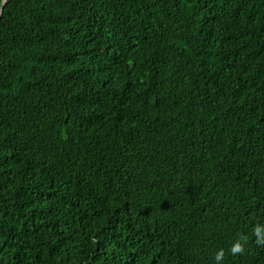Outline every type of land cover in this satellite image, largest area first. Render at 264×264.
<instances>
[{
  "label": "trees",
  "instance_id": "1",
  "mask_svg": "<svg viewBox=\"0 0 264 264\" xmlns=\"http://www.w3.org/2000/svg\"><path fill=\"white\" fill-rule=\"evenodd\" d=\"M257 223L264 0H0V264H264Z\"/></svg>",
  "mask_w": 264,
  "mask_h": 264
},
{
  "label": "clouds",
  "instance_id": "2",
  "mask_svg": "<svg viewBox=\"0 0 264 264\" xmlns=\"http://www.w3.org/2000/svg\"><path fill=\"white\" fill-rule=\"evenodd\" d=\"M252 231L256 237V244L258 246L264 247V224L257 223ZM247 242H248V237L245 235H240V237L232 243L227 254H231L232 256L243 254ZM225 257H226L225 250L223 248L219 249L215 253L214 264H225Z\"/></svg>",
  "mask_w": 264,
  "mask_h": 264
}]
</instances>
